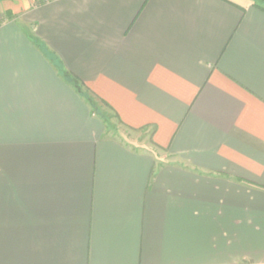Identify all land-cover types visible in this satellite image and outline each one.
Listing matches in <instances>:
<instances>
[{
  "label": "crops",
  "instance_id": "obj_1",
  "mask_svg": "<svg viewBox=\"0 0 264 264\" xmlns=\"http://www.w3.org/2000/svg\"><path fill=\"white\" fill-rule=\"evenodd\" d=\"M0 264H264V10L0 0Z\"/></svg>",
  "mask_w": 264,
  "mask_h": 264
},
{
  "label": "trees",
  "instance_id": "obj_2",
  "mask_svg": "<svg viewBox=\"0 0 264 264\" xmlns=\"http://www.w3.org/2000/svg\"><path fill=\"white\" fill-rule=\"evenodd\" d=\"M254 1V6L261 8L262 10H264V0H253ZM64 75L67 77V79L69 80V82H71L72 84H74L77 88H78V82L73 79L68 73L64 72ZM92 105L95 107V103L92 101Z\"/></svg>",
  "mask_w": 264,
  "mask_h": 264
}]
</instances>
